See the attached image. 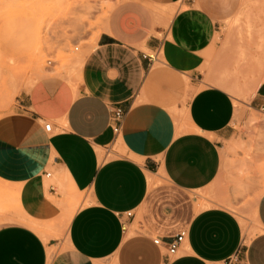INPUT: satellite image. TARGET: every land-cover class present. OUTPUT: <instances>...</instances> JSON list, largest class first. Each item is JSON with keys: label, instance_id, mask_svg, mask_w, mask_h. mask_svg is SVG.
Wrapping results in <instances>:
<instances>
[{"label": "crops", "instance_id": "1", "mask_svg": "<svg viewBox=\"0 0 264 264\" xmlns=\"http://www.w3.org/2000/svg\"><path fill=\"white\" fill-rule=\"evenodd\" d=\"M246 1L121 0L70 76L41 78L0 117V180L18 206L0 264H264V191L250 227L201 203L230 171L235 115L223 75L197 89L208 57L230 72L243 51L250 103L264 107V27L242 43L223 31ZM185 86L197 90L175 116ZM183 230L175 257L154 243Z\"/></svg>", "mask_w": 264, "mask_h": 264}, {"label": "rangeland", "instance_id": "2", "mask_svg": "<svg viewBox=\"0 0 264 264\" xmlns=\"http://www.w3.org/2000/svg\"><path fill=\"white\" fill-rule=\"evenodd\" d=\"M120 1L0 0V117L13 113L18 100L41 78L70 76L75 66L74 58L85 46L92 44L103 29L110 10ZM263 27L264 0H247L244 12L227 23L223 31L242 43L244 34L252 38L262 31L256 28ZM246 63V56L239 51L232 62V70L227 72V67L223 66L222 72V66L208 57L201 69L197 89L221 81L223 75L224 80L230 82L224 87L235 102V115L230 127L232 139L228 148L230 171L210 191L201 193L205 199L201 202L202 207L217 205L228 208L242 223L245 222L246 227H250L256 222L255 204L264 191V113L250 103L252 93L248 86L251 79L244 71ZM156 66H162L160 60ZM42 67L50 71L43 73L39 70ZM197 89L178 88L182 93L179 98L183 109L175 106V116H184L187 101ZM0 196L1 226L14 220L18 206L16 191L1 180ZM60 228L63 230L64 225L61 224ZM137 228L135 225L134 229Z\"/></svg>", "mask_w": 264, "mask_h": 264}, {"label": "built area", "instance_id": "3", "mask_svg": "<svg viewBox=\"0 0 264 264\" xmlns=\"http://www.w3.org/2000/svg\"><path fill=\"white\" fill-rule=\"evenodd\" d=\"M260 111H262L264 113V107H262L260 109ZM123 118H124V113L121 109L117 108L114 111H112L111 120L113 121L112 127H113L115 132L120 131V129L122 127ZM45 129L47 131H50L51 130V124L50 123L46 124ZM127 215L131 216L132 212H129ZM187 234H188L187 230H183L178 235L173 237V239L168 243H164L163 240L161 239V237H156L154 239V243L157 245L166 244L167 248H168V257H175L178 254V249H179L180 245L185 241ZM222 264H235V261L233 258H230V259L224 261Z\"/></svg>", "mask_w": 264, "mask_h": 264}, {"label": "bare ground", "instance_id": "4", "mask_svg": "<svg viewBox=\"0 0 264 264\" xmlns=\"http://www.w3.org/2000/svg\"><path fill=\"white\" fill-rule=\"evenodd\" d=\"M35 61H37V60H35ZM79 62H80L79 58H78V59H75L73 65H78ZM39 68H40V67H39ZM39 70L42 71L43 73H47V72L50 71V69H48V68H46V67H45V68L42 67V68L39 69ZM12 73H13V72H12ZM19 73H20V72H19ZM6 74H8V73H6ZM24 75H25V74H24ZM38 75H39V74H38ZM1 76H2V75H1ZM12 76H13V75H12ZM16 77H17V76H16ZM2 78H3V77H2ZM2 78H1V79H2ZM12 79H13V78H12ZM1 81H2V80H1ZM16 81H17V80H16ZM13 82H14V81H13ZM16 85H18V84H16ZM0 86H1V85H0ZM223 86H225V85H223ZM255 86H256V84H255ZM13 87H15V86H13ZM254 88H255L254 85H253V86H250L249 91H253ZM5 99H6V98H5ZM5 99H3V100L5 101ZM4 101H3V102H4ZM5 102H7V100H6ZM5 102H4V103H5ZM52 196H53V195H52ZM0 197H1V196H0ZM72 216H73V214H72ZM19 219H20V218H19ZM65 223H66V222H64L63 224L65 225ZM67 223H68V221H67ZM243 224H244V226L246 225L245 222H243ZM67 227H68V226H67ZM61 228H62V227H61ZM246 231H247V230H246Z\"/></svg>", "mask_w": 264, "mask_h": 264}]
</instances>
